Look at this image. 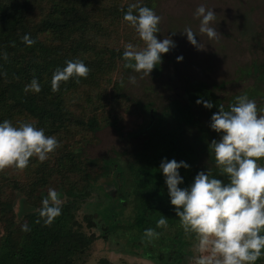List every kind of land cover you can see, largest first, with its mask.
I'll use <instances>...</instances> for the list:
<instances>
[{
  "label": "trees",
  "instance_id": "1",
  "mask_svg": "<svg viewBox=\"0 0 264 264\" xmlns=\"http://www.w3.org/2000/svg\"><path fill=\"white\" fill-rule=\"evenodd\" d=\"M152 1L0 0V122L9 119L16 125L17 121H34L38 128L45 130L46 135H55L61 145L42 163L32 157L24 170L8 168L0 172V264H75V254L83 252L99 239L109 241L113 229L102 227L101 223L103 232L93 231L99 224L94 214L85 217L89 232L78 219L83 203L98 189L113 193L99 184L102 178H110L119 192H126L132 197L134 216L126 229L137 230L143 236L147 228L160 233L161 239L156 245L145 236V241L139 244L151 253L158 247L156 260L159 263L170 252L171 248L165 247L163 235L169 228L179 230L175 227L178 223L181 226L175 206L170 203L160 164L154 168L148 163L149 155H144L145 162L131 164L129 174H124L125 169L119 162L91 158L82 151L100 129L101 117L106 123L122 129L117 121L120 112L135 114L139 109L138 102L122 93L121 81L124 82L126 77V68H118L101 58L103 38L106 33L112 32L137 34L123 20L124 11L128 4L137 2L151 8ZM25 34L35 40L32 46L22 41ZM4 53H7L6 60ZM76 59L90 68L88 77H72L60 83L59 91H52L54 70L63 68L66 60ZM156 69H159L158 65ZM155 72L159 74V70ZM248 74L255 77L256 86L239 95L247 94L253 98L260 92L258 83L264 81V63H254ZM33 77L41 85L39 93L24 91ZM215 90L216 86L207 82H191L186 90L187 100H172L164 112L156 116L155 124L151 123L145 130L149 133L146 146L152 145L154 152L167 144L168 159L176 157L177 162H186L187 150L194 155L188 163L192 167L178 170L183 177V183L178 185L181 188L189 187L199 171L208 169L212 177L221 179L225 184L229 182L227 175L219 176L214 154L209 149L211 141L214 137L220 139L221 133L198 128L197 134L188 138L185 128L198 125L192 112V107L199 105L196 103L198 99L211 100L213 114L219 110L220 104L228 110L239 96L230 97L224 104V99L219 98ZM152 111L149 109V112ZM202 132H207L208 138L200 146L195 138ZM132 134L138 135L136 132ZM157 140L158 144L155 143ZM203 153L208 154L213 165L198 166ZM259 163L264 165V158ZM50 187L58 192L62 189L66 197L62 199L61 215L46 226L37 210L41 207L43 194L47 196ZM18 195L24 196L27 203L34 207L22 219L15 211ZM161 216L167 217V228H157L156 222ZM25 223L31 229L29 232L21 230V225ZM195 242L193 234L192 238L185 239V249L179 252L178 247H174L176 244H170L173 251L164 264L173 263V254H176L178 264H189V258L193 256L190 247ZM263 258L261 256L257 261Z\"/></svg>",
  "mask_w": 264,
  "mask_h": 264
},
{
  "label": "rangeland",
  "instance_id": "2",
  "mask_svg": "<svg viewBox=\"0 0 264 264\" xmlns=\"http://www.w3.org/2000/svg\"><path fill=\"white\" fill-rule=\"evenodd\" d=\"M201 3L216 12V19L210 22L209 26L217 30L218 40H209L206 34L199 33L200 20L193 14ZM151 8L162 18L158 25L160 32L156 34L157 38L162 40L169 36L176 46L168 53L161 54L162 61L157 64L159 69L155 66L150 76L140 79L139 73L125 69L126 77L122 84V93L138 102L139 109L135 114L120 112L117 121L122 129L106 123L104 117H101L100 129L82 148V151L91 158L99 157L114 163L119 162L125 169L124 174H129L131 164L139 165L145 162L144 155H149L150 161H147L154 168L168 156L167 144L165 148L157 152H154L152 145L146 146L149 133L145 130L151 122L155 124L156 116H160L172 100L182 99L183 102L187 100L186 90L191 82L204 81L211 86H216L217 96L224 99V104H227L230 97L242 94L256 86L255 77L250 76L248 71L254 63H264V0H153ZM185 27H191L197 33V41L205 46L203 50H197L188 42L186 34H182ZM173 31L175 35L172 34ZM128 42L144 47L138 34L106 33L103 38L104 47L101 58L118 68L124 67L126 61L122 58L123 45ZM178 56H182L183 60L178 61ZM155 70H159V74H156ZM129 75L137 77L135 85L129 83ZM257 87L260 90L259 94L250 99L255 100L258 108H264V81L258 83ZM149 109L153 111L149 112ZM192 112L198 125L185 127L187 137L193 138L198 128L211 132V110L199 104L192 107ZM133 132L138 135H133ZM207 138L208 133L202 132L196 136L195 140L197 144L203 146ZM214 139L219 138L214 137ZM155 143L158 144V140ZM186 157V162L190 163L194 155L187 150ZM172 159L176 160V157ZM204 164L213 165L214 163L208 154L203 153L198 166L202 167ZM190 167H192L191 164ZM99 182L110 183L111 179L102 178ZM65 197L66 195L61 199ZM23 198L25 197L18 195L15 205L19 219H22L27 212L22 209ZM134 208L132 197L126 192H119L117 189L115 194H109L105 189L94 192L78 211V219L83 223L84 229L89 232L85 217L92 213L99 224L102 223V227H111L113 234L109 241L99 239L83 252L75 254V264H164L170 257V252L173 251L170 244H176L173 246L178 247V252L185 249V239L188 240V238L178 223L175 227L179 230L169 228L163 235L165 247H170L171 250L164 255L162 263H159L156 260L159 248L155 246L157 249L151 253L139 244L145 241L143 235H140L137 230L126 229V225L133 219ZM93 231L100 234L103 229L95 228ZM158 239L161 237L152 239L155 245ZM196 243H198L197 240L194 244ZM194 244L191 248L193 255H196ZM148 257H151L155 263ZM172 257L174 258L172 264H178L176 254ZM260 264H264V260Z\"/></svg>",
  "mask_w": 264,
  "mask_h": 264
},
{
  "label": "clouds",
  "instance_id": "3",
  "mask_svg": "<svg viewBox=\"0 0 264 264\" xmlns=\"http://www.w3.org/2000/svg\"><path fill=\"white\" fill-rule=\"evenodd\" d=\"M193 15L200 20V34H206L209 40L219 39L217 30L209 26L216 19L213 9L201 3ZM161 19L152 8L138 2L128 4L124 11L123 20L144 44L142 48L131 42L123 45L124 67L139 73L140 79L150 76L161 63V54L176 46L169 36L162 40L157 38ZM172 34L175 35V31ZM182 34H186L188 42L197 50L205 48L197 41V33L191 27H185ZM21 39L27 46L35 43L29 34ZM3 58L7 59V53ZM177 60L183 57L178 56ZM90 71L82 60H66L65 66L57 67L52 74V91H59L60 83L72 77L87 78ZM128 81L135 85L137 77L129 75ZM41 90L35 77L24 89L36 93ZM196 103H203L208 109L213 107L211 100L198 99ZM218 109L211 116L210 128L221 136L211 141L209 149L214 154L219 176L227 175V184L212 177L208 169L199 171L189 187L181 188L178 185L183 183V177L178 170L190 168L188 163L164 158L159 167L185 236L192 238L194 234L198 241L194 244L197 254L189 258V264H255L264 256V165L259 163L264 158V108H258L255 100L244 94L237 96L228 110L223 104L218 105ZM60 146L55 135H46L34 121H17L14 125L5 119L0 122V172L8 168L24 170L32 157L42 163ZM62 203L60 193L50 187L37 210L46 226L61 215ZM156 226L167 228V217L161 216ZM21 230L29 232L31 229L25 223ZM159 235L153 228L144 231L149 241Z\"/></svg>",
  "mask_w": 264,
  "mask_h": 264
},
{
  "label": "water",
  "instance_id": "4",
  "mask_svg": "<svg viewBox=\"0 0 264 264\" xmlns=\"http://www.w3.org/2000/svg\"><path fill=\"white\" fill-rule=\"evenodd\" d=\"M151 123H153V122H151ZM99 184L104 185V187H106V188L112 190V192H113L114 194L116 193V187L114 186V184H113L112 182H110V183H106V182H103V183H102V182H99ZM59 193H60V196H61V197L64 196V192H63L62 190H60ZM43 196L46 197L45 193L43 194ZM21 204H22V209L25 210V211H28V210L34 208L33 206H31V205H29V204L27 203L26 198H23V199H22Z\"/></svg>",
  "mask_w": 264,
  "mask_h": 264
},
{
  "label": "flooded vegetation",
  "instance_id": "5",
  "mask_svg": "<svg viewBox=\"0 0 264 264\" xmlns=\"http://www.w3.org/2000/svg\"><path fill=\"white\" fill-rule=\"evenodd\" d=\"M109 190V189H108ZM111 191V190H110ZM112 192V191H111ZM90 214V213H89ZM98 228H102L100 224H98ZM264 260V258L260 261H256L255 264H260L262 261Z\"/></svg>",
  "mask_w": 264,
  "mask_h": 264
},
{
  "label": "crops",
  "instance_id": "6",
  "mask_svg": "<svg viewBox=\"0 0 264 264\" xmlns=\"http://www.w3.org/2000/svg\"><path fill=\"white\" fill-rule=\"evenodd\" d=\"M192 247V246H191ZM190 247V249H191V251H192V254H193V249ZM130 256H132V255H130ZM152 260V259H151ZM153 262H154V260H152ZM155 263V262H154ZM158 264V263H157Z\"/></svg>",
  "mask_w": 264,
  "mask_h": 264
}]
</instances>
